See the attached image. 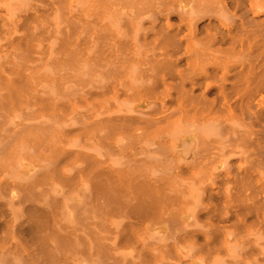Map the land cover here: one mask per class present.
<instances>
[{"label":"bare ground","instance_id":"obj_1","mask_svg":"<svg viewBox=\"0 0 264 264\" xmlns=\"http://www.w3.org/2000/svg\"><path fill=\"white\" fill-rule=\"evenodd\" d=\"M170 208L142 239L188 251L145 264H216L229 223L219 264H264V0H0V233L137 264L105 242Z\"/></svg>","mask_w":264,"mask_h":264},{"label":"rangeland","instance_id":"obj_2","mask_svg":"<svg viewBox=\"0 0 264 264\" xmlns=\"http://www.w3.org/2000/svg\"><path fill=\"white\" fill-rule=\"evenodd\" d=\"M53 212V211H51ZM18 213V212H17ZM20 213V212H19ZM54 213V212H53ZM183 214V209L181 210H172L170 209H164L157 212V214L151 218H147L145 222L139 221L138 225L134 227L132 233V237L128 239H107L105 242V245L108 249H111L112 253L120 258V259H127L132 260L135 259L137 264H145L144 261H148L149 258L146 256L150 252L152 256H155L156 259H166L170 260V258H175L177 256H183V253H186L188 251V246L185 245V243H179L174 244L173 247H171V241L169 240H162L158 241L159 247L164 246L167 244L170 248L164 249L160 248L158 251H153V247H151L152 242H145V239H142V233L143 229L150 226V224H155V222L159 219H161L162 216L167 217V214ZM24 215V214H23ZM112 216V219L107 222L108 225L116 226V225H123L126 221L123 219L124 213L121 211H112L110 212L109 217ZM108 217V218H109ZM54 220L57 222L58 218H54ZM7 225L2 226V231L0 233V249L2 248H10L12 253H16L17 256H22L24 258L23 261H13V264H37L36 261H41L43 258V255H48V245L51 242V239H41V236H43V232L46 230L45 228V222L46 219H38L34 222H30L29 228L33 231V237L34 239H19L17 237H14L12 227L13 225L18 223V219L13 217L12 215L7 218ZM56 224V223H55ZM52 223L50 224V227L48 229L51 230ZM226 228H224L219 235L217 239V243L214 246L213 251V259L216 261V264H219L221 260L225 258V251L227 247V243L231 239V232L233 228L231 227V224L225 225ZM24 228H28V226L25 225ZM56 228V227H55ZM7 233V237H3L2 235ZM129 233V231H128ZM147 243H150V247L147 245ZM74 241L72 240L67 247V253L61 251L60 253L56 254L55 256H51V261L46 262V264H58L59 259L63 258L66 254L67 256L70 253L77 251L78 248H74ZM46 249V250H45ZM49 257V255H48ZM50 258V257H49ZM45 261V260H44Z\"/></svg>","mask_w":264,"mask_h":264}]
</instances>
